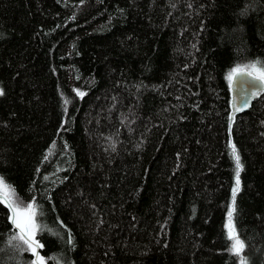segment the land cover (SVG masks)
Wrapping results in <instances>:
<instances>
[{
	"label": "trees",
	"instance_id": "16d2710c",
	"mask_svg": "<svg viewBox=\"0 0 264 264\" xmlns=\"http://www.w3.org/2000/svg\"><path fill=\"white\" fill-rule=\"evenodd\" d=\"M257 61L264 0H0V177L36 262L264 264V92L230 123L226 79ZM9 216L0 264H35Z\"/></svg>",
	"mask_w": 264,
	"mask_h": 264
},
{
	"label": "snow or ice",
	"instance_id": "6c2138e0",
	"mask_svg": "<svg viewBox=\"0 0 264 264\" xmlns=\"http://www.w3.org/2000/svg\"><path fill=\"white\" fill-rule=\"evenodd\" d=\"M248 67L251 69V72L249 73L250 75H254L255 79L258 81H264V62L257 61ZM240 71H242V69H233L232 72L226 77V79L231 82L233 75L237 74ZM236 110L239 111L240 109L237 108ZM232 155L236 162L237 180L236 186L233 188V203L228 210L225 228L227 237L231 242L230 251L234 255L240 256L244 248V242L239 238V235L237 233L234 223V215L236 213L235 197L236 193H238L240 190L239 175L241 170V163L240 156L237 153L235 146H233ZM0 204H4L9 209V220L17 230V234H15L12 239L22 241L24 244L28 245L29 248L33 249L34 255H38L34 248V236L37 231V225L35 223L36 209L34 203H29L26 207L19 206L16 203L15 199V189L8 185L3 177H0ZM35 264H43V259L38 258V261L35 262ZM241 264H246L242 257Z\"/></svg>",
	"mask_w": 264,
	"mask_h": 264
},
{
	"label": "water",
	"instance_id": "95a60500",
	"mask_svg": "<svg viewBox=\"0 0 264 264\" xmlns=\"http://www.w3.org/2000/svg\"><path fill=\"white\" fill-rule=\"evenodd\" d=\"M260 92H264V81L256 80L254 75H250L246 70L233 75L231 82L229 81V122L231 123L236 116L247 112ZM237 108L240 110L237 111ZM10 224L13 225L11 222ZM34 248L37 252V244ZM33 260L36 262V255H33Z\"/></svg>",
	"mask_w": 264,
	"mask_h": 264
}]
</instances>
